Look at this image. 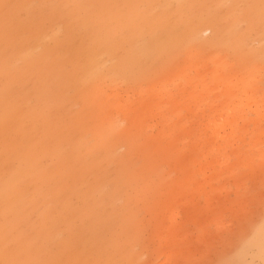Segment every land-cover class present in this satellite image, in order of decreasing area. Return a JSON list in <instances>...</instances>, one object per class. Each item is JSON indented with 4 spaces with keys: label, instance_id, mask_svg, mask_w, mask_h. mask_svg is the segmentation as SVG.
Wrapping results in <instances>:
<instances>
[{
    "label": "rangeland",
    "instance_id": "1",
    "mask_svg": "<svg viewBox=\"0 0 264 264\" xmlns=\"http://www.w3.org/2000/svg\"><path fill=\"white\" fill-rule=\"evenodd\" d=\"M260 3L0 0V262L264 264Z\"/></svg>",
    "mask_w": 264,
    "mask_h": 264
},
{
    "label": "snow or ice",
    "instance_id": "2",
    "mask_svg": "<svg viewBox=\"0 0 264 264\" xmlns=\"http://www.w3.org/2000/svg\"><path fill=\"white\" fill-rule=\"evenodd\" d=\"M7 7V5H5ZM146 7H179L175 5H163V6H146ZM260 17H261V28L264 29V0H261L260 3ZM261 63L264 65V52L261 54ZM7 241V237H6ZM0 264H51V262L47 261H31V260H20V261H7V262H0ZM233 264H240V262H233Z\"/></svg>",
    "mask_w": 264,
    "mask_h": 264
},
{
    "label": "bare ground",
    "instance_id": "3",
    "mask_svg": "<svg viewBox=\"0 0 264 264\" xmlns=\"http://www.w3.org/2000/svg\"><path fill=\"white\" fill-rule=\"evenodd\" d=\"M217 133H218V132H216V134H217ZM217 137L220 138L221 136L217 134ZM168 264H173V262H169Z\"/></svg>",
    "mask_w": 264,
    "mask_h": 264
}]
</instances>
